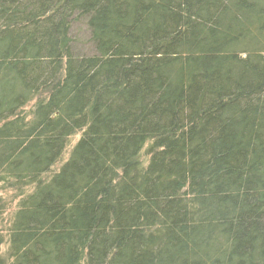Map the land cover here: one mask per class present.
I'll use <instances>...</instances> for the list:
<instances>
[{"label": "trees", "instance_id": "obj_1", "mask_svg": "<svg viewBox=\"0 0 264 264\" xmlns=\"http://www.w3.org/2000/svg\"><path fill=\"white\" fill-rule=\"evenodd\" d=\"M6 191L0 264H264V0H0Z\"/></svg>", "mask_w": 264, "mask_h": 264}, {"label": "rangeland", "instance_id": "obj_2", "mask_svg": "<svg viewBox=\"0 0 264 264\" xmlns=\"http://www.w3.org/2000/svg\"><path fill=\"white\" fill-rule=\"evenodd\" d=\"M70 37L72 52L75 55L80 56L91 54L88 32L83 21L76 22L74 25H72L70 30ZM16 194L17 192L15 193L12 191L0 193V236L2 237L6 234V223L10 218V214L15 210V206L18 202ZM4 240H6V237H4ZM5 248V246H2L1 250L4 251ZM2 260L3 264H7V262L5 261V257H2Z\"/></svg>", "mask_w": 264, "mask_h": 264}]
</instances>
